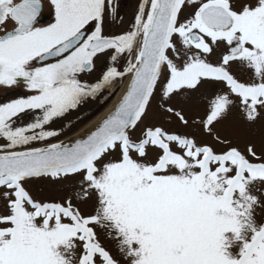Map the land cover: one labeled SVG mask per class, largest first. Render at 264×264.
Wrapping results in <instances>:
<instances>
[{"label": "snow or ice", "instance_id": "6c2138e0", "mask_svg": "<svg viewBox=\"0 0 264 264\" xmlns=\"http://www.w3.org/2000/svg\"><path fill=\"white\" fill-rule=\"evenodd\" d=\"M119 9L0 0V264H264V0Z\"/></svg>", "mask_w": 264, "mask_h": 264}, {"label": "flooded vegetation", "instance_id": "af4514ba", "mask_svg": "<svg viewBox=\"0 0 264 264\" xmlns=\"http://www.w3.org/2000/svg\"><path fill=\"white\" fill-rule=\"evenodd\" d=\"M118 3L120 5V13L121 15L124 16V19H125V23H124V27H127L128 26V22L131 20L134 12H135V9H136V5H137V0H118ZM45 15L47 16V10H45ZM50 19V17H48L47 19L44 20V23H47L48 20ZM120 28L118 26H115L112 28V31L115 32V31H119ZM104 67V61L103 60H98L97 61V68L98 70L99 69H102ZM94 75H98V72ZM87 79H93L94 76L92 77H86ZM127 81L124 82V84L126 83ZM122 84L120 86V88L124 85ZM119 88V89H120ZM106 91H109V89H105ZM104 90V92H105ZM28 94L27 90L23 87H19V88H12V89H0V103H3V102H7L8 100L10 99H15V98H21V97H24ZM90 102H94L93 101H90ZM89 104V103H88ZM87 104V105H88ZM86 107V104L83 106V108ZM99 107H97L96 109H98ZM93 109H90V108H85L83 109V112L80 111V115L81 116H87L88 113L92 112ZM39 113H35V115H38ZM23 116H25L23 119L24 120H21L23 122H25V120H28L29 122H31V120L34 118V114L33 113H27V114H23ZM73 116H76L75 114Z\"/></svg>", "mask_w": 264, "mask_h": 264}, {"label": "rangeland", "instance_id": "374dc122", "mask_svg": "<svg viewBox=\"0 0 264 264\" xmlns=\"http://www.w3.org/2000/svg\"><path fill=\"white\" fill-rule=\"evenodd\" d=\"M108 91L105 90L104 94H107ZM114 96L110 97L109 99H107V101H103V95L98 98L97 100H94V102H89V104H86V107L81 109V112H83V109L85 108H90L93 109L92 112L88 113L87 116H84L85 119L83 121L78 120L77 116H72V122L73 124L76 125L75 130L73 132L70 133L71 136L75 135L76 133H78L79 131H81L82 129L85 128L86 125H88L91 121H93L99 114H101L103 111H105V109H107L112 101ZM97 107H99L98 109H96ZM25 116H23L24 118ZM90 117V118H88ZM24 120V119H22ZM29 122L28 120H25V122L20 121V123H27Z\"/></svg>", "mask_w": 264, "mask_h": 264}, {"label": "bare ground", "instance_id": "6f19581e", "mask_svg": "<svg viewBox=\"0 0 264 264\" xmlns=\"http://www.w3.org/2000/svg\"><path fill=\"white\" fill-rule=\"evenodd\" d=\"M125 86H126V83L119 89V91L116 92V94L114 95L109 107L107 109H105V111H103L101 114H99L93 121H91L88 125H86L84 129H82L81 131H79L78 133H76L73 136L79 135L86 128H91L94 124L98 123L101 119H103V117L105 115H107V113L109 111H111L113 109V107L115 106L116 102L119 100L120 96L123 94Z\"/></svg>", "mask_w": 264, "mask_h": 264}, {"label": "water", "instance_id": "95a60500", "mask_svg": "<svg viewBox=\"0 0 264 264\" xmlns=\"http://www.w3.org/2000/svg\"><path fill=\"white\" fill-rule=\"evenodd\" d=\"M126 84H127V82H126ZM126 87V86H125Z\"/></svg>", "mask_w": 264, "mask_h": 264}]
</instances>
